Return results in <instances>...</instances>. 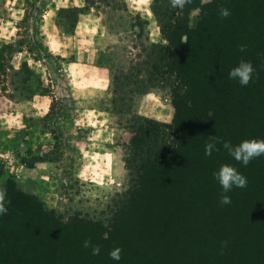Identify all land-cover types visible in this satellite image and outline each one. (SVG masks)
Segmentation results:
<instances>
[{
  "label": "trees",
  "instance_id": "trees-1",
  "mask_svg": "<svg viewBox=\"0 0 264 264\" xmlns=\"http://www.w3.org/2000/svg\"><path fill=\"white\" fill-rule=\"evenodd\" d=\"M97 2L120 9L116 0H85L78 13ZM221 8L230 15L222 17ZM152 12L166 43L152 48L150 70L170 89L174 112L169 123L137 114L127 120L132 189L114 200L106 220L64 221L6 179L0 186L10 203L0 215V264H264V155L245 166L223 146L264 139V0H191L183 9L153 0ZM22 50L33 51L22 36L0 44V82L11 68L7 59ZM242 59L255 69L246 86L228 75ZM28 66L21 63L22 81L36 87L26 99L45 94ZM213 135L218 151L206 156ZM226 163L247 177L246 187L223 193L214 173ZM116 247L119 261L109 255Z\"/></svg>",
  "mask_w": 264,
  "mask_h": 264
},
{
  "label": "rangeland",
  "instance_id": "rangeland-1",
  "mask_svg": "<svg viewBox=\"0 0 264 264\" xmlns=\"http://www.w3.org/2000/svg\"><path fill=\"white\" fill-rule=\"evenodd\" d=\"M116 1L115 11L95 3L91 25L76 29L85 0H0V44L21 36L33 44L7 59L0 82V184L11 179L64 221L106 220L134 185L127 120L169 123L174 112L170 89L150 70L152 48L166 43L153 0ZM24 60L45 94L23 98L36 87L22 81Z\"/></svg>",
  "mask_w": 264,
  "mask_h": 264
},
{
  "label": "clouds",
  "instance_id": "clouds-1",
  "mask_svg": "<svg viewBox=\"0 0 264 264\" xmlns=\"http://www.w3.org/2000/svg\"><path fill=\"white\" fill-rule=\"evenodd\" d=\"M191 0H170L171 6L173 8L179 7L183 9L187 3H190ZM220 15L222 17H227L230 15V12L227 8L220 9ZM182 42H188L186 36L181 37ZM241 51H244V46L242 45L240 48ZM255 72L254 66L250 60L242 59L239 64L233 67L228 75L229 78L233 80H237L240 85L246 86L253 79V74ZM220 140L216 136H212L210 141L204 145V153L206 156H211L216 148L217 143ZM223 146L227 149L228 153L234 157L235 160L240 161L243 165L247 166L249 162L261 155H264V139L256 140L249 139L244 140L240 144L233 146L230 141H224ZM214 176L218 180L219 184L223 189V193L229 192L233 187L244 188L247 186V177L244 176L241 172L237 170L231 164H222L218 170V172L214 173ZM6 188L0 186V215L6 214L8 212L7 204L10 201L6 198ZM221 202L223 204H229L231 202L230 196L226 194H222ZM89 241H85V247L89 246ZM121 251L120 247L114 248L110 253V257L113 260L119 261L121 259ZM100 253V247L95 246L92 248V254L98 255Z\"/></svg>",
  "mask_w": 264,
  "mask_h": 264
},
{
  "label": "crops",
  "instance_id": "crops-1",
  "mask_svg": "<svg viewBox=\"0 0 264 264\" xmlns=\"http://www.w3.org/2000/svg\"><path fill=\"white\" fill-rule=\"evenodd\" d=\"M50 12H52V14L54 15L55 12H56V8H55V7H53V8H49V16H52ZM49 18H50V17H49ZM51 19H52V17H51ZM92 22H93V21H92V15L90 14V12L79 13V16H78V19H77L76 29H80V27H81V23H85L86 26H90ZM88 23H89V24H88ZM13 40H14V39H13ZM24 61H26V60H24ZM75 63L80 64V63H82V62H78V61H70V62L65 63V65H70V64H75ZM84 63H85V62H84ZM89 65H90V64H89ZM91 65H92V66H95V65H93L92 63H91ZM95 67H96V66H95Z\"/></svg>",
  "mask_w": 264,
  "mask_h": 264
}]
</instances>
